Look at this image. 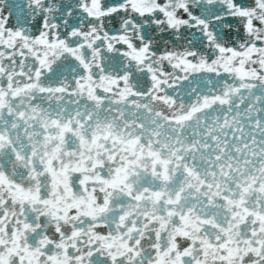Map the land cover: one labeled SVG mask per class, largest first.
Returning <instances> with one entry per match:
<instances>
[{
	"label": "snow or ice",
	"instance_id": "1",
	"mask_svg": "<svg viewBox=\"0 0 264 264\" xmlns=\"http://www.w3.org/2000/svg\"><path fill=\"white\" fill-rule=\"evenodd\" d=\"M0 264H264V0H0Z\"/></svg>",
	"mask_w": 264,
	"mask_h": 264
}]
</instances>
